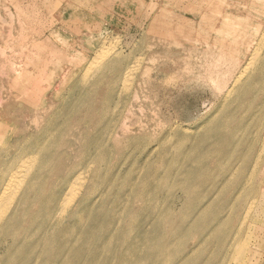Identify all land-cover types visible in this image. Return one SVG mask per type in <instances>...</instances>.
<instances>
[{"label": "rangeland", "instance_id": "obj_1", "mask_svg": "<svg viewBox=\"0 0 264 264\" xmlns=\"http://www.w3.org/2000/svg\"><path fill=\"white\" fill-rule=\"evenodd\" d=\"M106 54L117 58L110 70ZM261 54L264 0H0V135L7 132V149L14 151L22 142L36 149L44 132L58 134L37 181L45 196L36 195L33 217L17 230L19 245L10 237L0 245V264H222L224 254L225 264H264V125L261 144L242 137L239 149L208 135L231 109L237 113L222 125L223 135L261 125L264 91L252 104L245 97V89L263 83L251 74L264 66ZM246 66L249 75L234 86ZM242 120L245 126L234 129ZM214 143L217 149L207 155ZM249 147L258 150L242 165ZM194 152L201 160L190 162ZM85 164L84 188L68 213H53L51 221L52 202L69 191L67 178ZM182 172L191 178L187 187ZM230 176L239 177L237 185ZM243 181L249 198L241 202L235 194ZM200 219L207 226H197ZM30 230L39 246L25 242ZM46 238L51 246L44 249ZM168 243L165 255L171 256L163 262Z\"/></svg>", "mask_w": 264, "mask_h": 264}, {"label": "bare ground", "instance_id": "obj_2", "mask_svg": "<svg viewBox=\"0 0 264 264\" xmlns=\"http://www.w3.org/2000/svg\"><path fill=\"white\" fill-rule=\"evenodd\" d=\"M231 22V21H230ZM252 29L253 30H257L255 27H252ZM249 31V30H248ZM253 32V31H252ZM249 33V32H248ZM252 34V33H251ZM248 39V38H247ZM247 41V40H246ZM244 44V43H243ZM246 44V43H245ZM240 48H241V45H240ZM242 50H243V47L241 48ZM112 55V54H111ZM116 55H117V53H116ZM118 55H120L119 53H118ZM103 56V55H102ZM254 56H255V58L258 56V54H254ZM104 57V56H103ZM103 57H99L101 60H103L104 58ZM106 58H109V56H107V54H106V56H105ZM119 57V56H118ZM105 58V59H106ZM114 58V57H113ZM113 58H109V59H111V60H106L107 61V63L106 62H104V63H106V65H105V68L107 67V68H109V70H110V68L111 67H113L114 66V64L117 62V58H116V60L114 61L113 60ZM115 59V58H114ZM120 59V58H119ZM121 60V59H120ZM261 60H262V63L264 64V54H261ZM100 61V60H99ZM101 62V61H100ZM103 63V64H104ZM121 63V62H120ZM102 64V65H103ZM93 67V66H92ZM100 67H103V66H100ZM104 68V69H105ZM114 68V67H113ZM102 69V68H101ZM104 69H103V71H104ZM90 70H93V69H90ZM119 71V70H118ZM120 72V71H119ZM249 72H250V67L249 66H246L244 69H243V71L240 73V75L238 76V78L236 79V81H235V85L234 86H236L237 87V85L240 83V82H242V80H243V78L245 77V76H247V75H249ZM117 73V72H116ZM115 73V74H116ZM111 74V73H110ZM123 74H125V73H123ZM130 74H131V72H130ZM251 74L252 75H255V77H260V81L261 82H263V83H261V85L260 86H258V87H256V88H247V89H245V90H248L247 92H245V97H247V100L249 101V104L255 99V97L256 96H258V97H256V98H260L259 96V94H257L258 92L259 93H261V92H263L264 91V66L262 65L259 69H257V70H255V71H253L252 69H251ZM100 75V74H99ZM104 75V74H103ZM105 75H106V73H105ZM120 75V74H119ZM119 75H117V77L119 76ZM126 76V75H125ZM130 76V75H129ZM123 77V76H122ZM131 77V76H130ZM129 77V78H130ZM113 78H116V77H113ZM122 79V78H121ZM121 79L120 80H118V78H116V80H118V83L121 81ZM125 79V78H124ZM131 79V78H130ZM115 80V81H116ZM131 81V80H130ZM252 81H254V80H252ZM125 82V81H124ZM124 82H122V83H124ZM114 83V85L116 84V82H113ZM112 83V84H113ZM122 83H120V84H122ZM128 83V82H127ZM111 84V85H112ZM125 84V83H124ZM257 84H259V82H257V81H255L254 83H253V85H257ZM110 85V86H111ZM131 85V84H130ZM119 86H121V85H119ZM232 87V89L228 92V93H230V95L232 94V92H233V89H235V87ZM127 87V86H126ZM84 88V87H83ZM107 88V87H106ZM112 88V87H111ZM125 88V87H124ZM74 89H76V88H74ZM82 89V88H81ZM72 90V89H71ZM85 90H87L86 88H85ZM84 90V91H85ZM89 90V89H88ZM115 90V89H114ZM119 90V89H118ZM110 91V90H109ZM251 92V96H250V94H249V96H247L248 95V92ZM73 92V91H72ZM71 92V93H72ZM86 92H88V91H86ZM111 92V91H110ZM110 92H108V94L110 93ZM70 93V94H71ZM78 93V92H77ZM107 93V92H106ZM114 93V91L112 92V94ZM81 94V93H80ZM111 94V93H110ZM71 97H72V95H70ZM81 96V95H80ZM80 96H78V97H80ZM229 96V95H228ZM77 97V96H76ZM68 98H70V97H68ZM85 99H86V97H85ZM227 99V98H226ZM61 100H63L62 98H61ZM69 100V99H68ZM67 100V101H68ZM246 100V101H247ZM64 102L66 101V100H63ZM63 101H62V103H63ZM74 101V100H73ZM85 101H87V100H85ZM79 102V101H78ZM257 102V101H256ZM56 103V102H55ZM66 103H68V102H66ZM83 103V102H82ZM81 103V104H82ZM248 103V102H247ZM246 103V104H247ZM245 104V103H244ZM252 104V103H251ZM101 105H102V103H101ZM104 105V104H103ZM225 105H227V104H225ZM261 105V104H260ZM63 106H65V104L63 105ZM75 106H77L76 104H75ZM75 106L73 107L74 109H76L75 108ZM252 106V105H251ZM256 106V105H255ZM47 107V106H46ZM53 107V106H52ZM249 107H250V105H249ZM55 108V107H54ZM72 108V109H73ZM231 108V107H230ZM242 108V107H241ZM240 108V109H241ZM246 108V107H245ZM253 108V107H252ZM262 108V107H261ZM41 109V108H40ZM49 109V108H48ZM228 109V108H227ZM247 109V108H246ZM256 109V108H255ZM264 109V108H263ZM50 110V109H49ZM61 110V109H60ZM81 110V109H80ZM58 111V110H57ZM75 111V110H74ZM76 111H77V109H76ZM79 111V110H78ZM240 111V110H239ZM242 111H244V110H242ZM48 112V111H47ZM60 112H62V111H60ZM233 112V110L231 109V110H229L222 118H216L215 119V122H216V124L217 123H220L219 125H216L215 124V127L212 129V130H210L209 131V133H208V135H210V137H209V139H213V141L214 142H216V141H220L222 138H224L227 142H228V146H231L232 148H234V149H239V148H241V145L242 144H244L243 142H245V141H243V139H242V137H248V138H250V140L251 139H253V143L254 144H256V142L260 139H262V137L263 136H261V128H262V126L264 125V111L263 112H261V114L259 115V116H257V118H256V122H258V124H261V125H258V127H256V132H250V131H247V129L246 130H244V131H242V133H238V134H234L233 132H235V130L233 131V132H231V133H229L230 134V136L228 137V136H226V135H223V133H222V129H223V126L222 125H228L229 126V124H230V122H232L233 121V119H232V115H231V113ZM234 112H236V111H234ZM233 112V113H234ZM251 112V111H250ZM254 112V110L251 112V113H253ZM256 112V111H255ZM44 113H46V112H44ZM217 113V112H216ZM215 113V114H216ZM237 113V112H236ZM240 113V112H239ZM256 113H258V112H256ZM43 114V113H42ZM54 114V113H53ZM52 114V115H53ZM58 114V113H57ZM60 114V113H59ZM79 114V113H78ZM44 115V114H43ZM55 115V114H54ZM72 115H73V113H72ZM238 115V114H237ZM241 115H242V113H241ZM252 115V114H251ZM58 116V115H57ZM63 116H64V114H63ZM66 116V115H65ZM233 116H234V114H233ZM236 116V115H235ZM56 117V116H55ZM62 117V116H61ZM237 117V116H236ZM239 117V116H238ZM258 117H261V118H259V120H258ZM53 118V117H52ZM77 118V117H76ZM104 118V117H103ZM235 118V117H234ZM50 119V118H49ZM101 119V118H100ZM238 119V118H237ZM245 119H247L246 117H245ZM250 119V118H249ZM46 120V119H45ZM54 120V119H53ZM102 120V119H101ZM244 120V119H243ZM242 120V121H243ZM78 121H79V119H78ZM83 121V120H82ZM246 121V120H245ZM38 122H39V120H38ZM67 123V122H66ZM85 123V122H84ZM234 123V122H233ZM240 123H244V121L243 122H239V125H238V128H235L234 127V129H237L238 131L239 130H241L244 126H245V124H240ZM30 124V123H29ZM32 124V123H31ZM40 124V123H39ZM49 124V123H48ZM86 124V123H85ZM246 124H248L247 122H246ZM250 124V123H249ZM256 124V123H255ZM46 126V125H45ZM73 126V125H72ZM75 127V126H74ZM84 127V126H83ZM29 128V127H28ZM39 128V127H38ZM65 128V127H64ZM77 128V127H76ZM248 128V127H247ZM34 129V128H33ZM66 129L67 128H65V132H66ZM78 129V128H77ZM18 130V129H17ZM76 130V129H75ZM101 130V129H100ZM103 130V129H102ZM185 130H187V129H185ZM254 130V131H255ZM47 131V130H46ZM71 131V130H70ZM95 131V130H94ZM188 131H190V130H188ZM27 132V131H26ZM28 132H29V129H28ZM260 132V133H259ZM33 133V132H32ZM64 133V132H63ZM62 133V134H63ZM71 132H69L68 134H70ZM236 133V132H235ZM66 134V133H65ZM65 134H63L64 136H65ZM101 134V133H100ZM21 135V134H20ZM25 135V134H24ZM23 135V136H24ZM43 135H45L43 138H41V142L39 141H37V143L36 144H34L35 145V147H36V149H33V150H28V148H30L31 147V145H32V142H22V144L19 146V148L18 149H15L14 151H9L8 149H7V141H8V135H7V132H1V135H0V245L2 244V243H4V242H6V240L10 237L11 239H12V241L14 242V244H18L19 242V240L21 239V238H19L20 237V233L19 232H17V230H19V229H21L22 228V226L23 225H25L26 224V222H29L30 221V219L33 217L32 215H30L29 214V212L32 210V205L34 204V202H35V197H36V195L39 193V184H38V179L39 178H41L42 177V174H43V171H44V169L46 168V165H47V163H46V165H45V168H44V162H45V157H46V154H48L49 153V151H50V145H52L53 143H55V141L57 140V138H58V134H55L54 132H52V133H50V131H49V133H45L44 132V134ZM67 135V134H66ZM129 135V134H128ZM172 135V134H171ZM14 136V135H13ZM32 136V135H31ZM61 136V134H59V137ZM63 136V137H64ZM83 136V135H82ZM205 136V135H204ZM21 137V136H20ZM35 137V136H34ZM63 137H61V139L63 138ZM79 137V136H78ZM125 137V136H124ZM73 138V137H72ZM98 138V137H97ZM170 138V137H169ZM16 139V138H15ZM37 139V138H36ZM77 139V138H76ZM84 139V138H83ZM92 139V138H91ZM128 139H130V138H128ZM204 139V138H203ZM245 139V138H244ZM258 139V140H257ZM32 140V139H31ZM30 140V141H31ZM96 140V139H95ZM260 140L258 141V142H260ZM263 140V139H262ZM106 141H107V138H106ZM179 141V140H178ZM201 141H203V140H201ZM200 141V142H201ZM256 141V142H255ZM94 142H96V141H94ZM180 142V141H179ZM194 142V141H193ZM222 142V141H221ZM261 142H263V141H261ZM261 142H260V144H261ZM220 143V142H219ZM73 144H74V142H73ZM88 144V143H87ZM90 144H92V143H90ZM107 144H108V141H107ZM121 144H122V142H121ZM125 144V143H124ZM199 144H201V143H199ZM198 144V145H199ZM252 144V143H251ZM259 144V143H258ZM117 145H119V144H117ZM127 145V144H126ZM131 145V144H130ZM71 146V145H70ZM92 146V145H91ZM104 146V145H103ZM109 146H110V144H109ZM114 146V145H113ZM128 146V145H127ZM126 146V147H127ZM180 146H183V143L181 142L180 143ZM217 146L218 145H216V143H214V144H212L211 146H209V147H207L206 148V152H207V155H208V153H211V152H214L216 149H217ZM75 147H76V145H75ZM89 147V146H88ZM87 147V148H88ZM115 147V146H114ZM171 147L173 148V146L171 145ZM252 147V146H251ZM251 147H249L248 149H247V151H246V153H243L244 155L243 156H241V159L242 160H239V161H241V164L243 165L245 162H244V159L243 158H248L249 156H252L251 155V153L253 154V153H255L256 152V150H258V149H256V148H258V147H254V148H252L251 149ZM80 148V147H79ZM86 148V147H85ZM92 148H94V147H92ZM104 148V147H103ZM102 148V149H103ZM109 148V147H108ZM188 149H189V147H187ZM67 149V148H66ZM70 149V148H69ZM72 149V148H71ZM78 149V148H77ZM89 149V148H88ZM200 149V148H199ZM68 150V149H67ZM79 150V149H78ZM109 150V149H108ZM111 150V149H110ZM202 150V149H201ZM76 151V150H75ZM89 151V150H88ZM187 151H189V150H187ZM233 151V150H232ZM235 151V150H234ZM244 151V150H243ZM63 152V151H62ZM77 152V151H76ZM79 152V151H78ZM203 152V151H202ZM236 152V151H235ZM234 152V153H235ZM25 153H27V154H25ZM65 153V152H64ZM96 153L97 154H99L100 153V150H97L96 151ZM101 153H102V151H101ZM106 153V152H105ZM111 153V152H110ZM113 153H114V151H113ZM232 152L231 151H229V152H227V150H226V152L223 154V157H225V158H228L229 156H230V154H231ZM66 154V153H65ZM68 154V153H67ZM78 154V153H77ZM86 154V153H85ZM90 154V153H89ZM187 154V153H186ZM258 154V153H257ZM261 154H263V153H261L260 152V154H259V156L261 155ZM201 155V154H200ZM239 155V154H238ZM60 156V155H59ZM62 156H63V154H62ZM109 156V155H108ZM112 156V155H111ZM49 157V156H48ZM69 157V156H68ZM82 157V156H81ZM97 157V156H96ZM45 158V159H44ZM51 158V157H50ZM66 158V157H65ZM74 158V157H73ZM83 158H84V156H83ZM86 158H88V157H86ZM112 158V157H111ZM110 158V159H111ZM239 158H240V156H239ZM259 158V157H258ZM262 158V157H261ZM49 159V158H48ZM198 159H200V157H199V155L196 153V152H194V153H191V154H189L188 155V160L190 161V162H194V161H198ZM50 160V159H49ZM77 160V159H76ZM83 160V159H82ZM115 160V159H114ZM201 160V159H200ZM235 160V159H234ZM263 160H264V158H263ZM46 161H47V159H46ZM53 161V160H52ZM73 161V160H72ZM215 161V160H214ZM226 161V160H225ZM251 161V160H250ZM54 162V161H53ZM212 162V161H211ZM49 163H51V162H49ZM55 163V162H54ZM109 163V162H108ZM107 163V164H108ZM225 163V162H224ZM234 163H236V162H234ZM255 163H256V159H255ZM254 163V165H259V164H255ZM52 164V163H51ZM67 164V163H66ZM93 164V163H92ZM185 164V163H184ZM233 164V163H232ZM246 164V163H245ZM261 164V163H260ZM239 165H240V163H237L236 164V166H235V168H238L237 170H240L241 168H239ZM48 166V165H47ZM51 166V165H50ZM85 166H87L86 164L81 168V169H79V172H78V174L75 176V178H73L71 181H70V178H67L68 180L66 181V185L68 186V188H70L69 189V191L67 190V192H64L63 194L64 195H62V197L60 198V199H57L55 202L53 201L52 202V204H54V206H52V207H50L49 208V215H47L46 217L47 218H49V219H51V221H53L56 217H55V215L57 216V214H55V215H53V219H52V214L53 213H57V212H59V214L61 213L62 215L63 214H67L68 213V211H67V209H68V207H70L71 205H72V203H73V201H75V198L77 199V197H78V195L81 193V189H83L84 188V183H85V181L83 180V178H82V174L80 173L82 170H83V168L85 167ZM110 166V165H109ZM73 167V166H72ZM79 167V166H78ZM88 167V166H87ZM228 167H230V166H228ZM53 168V167H52ZM106 168H109V167H106ZM221 168V167H220ZM49 169H51V167L49 168ZM244 169V168H243ZM85 170V169H84ZM83 170V171H84ZM86 170H88V168L86 169ZM85 170V171H86ZM71 171V170H70ZM69 171V172H70ZM98 171V170H97ZM221 171V170H220ZM48 172H49V170H48ZM104 172H106V171H104ZM190 172V171H189ZM50 173H51V170H50ZM85 173V172H84ZM91 173V172H90ZM52 174V173H51ZM74 174V173H73ZM105 174H107V172L105 173ZM182 174H184V172H182ZM181 174V175H182ZM253 173H250V175H248V176H246V179H245V181H250V179H251V175H252ZM66 176L68 175V174H65ZM84 176H85V174H84ZM189 175H187V174H184L183 176H182V178H181V183L182 184H185L186 183V181H187V177H188ZM45 177H46V175H45ZM53 177H55V176H53ZM86 177V176H85ZM261 178V177H260ZM63 179V178H62ZM89 179H90V177H89ZM92 179H93V177H92ZM191 178L189 177V180H190ZM230 182H229V180H227L230 184L231 183H235L236 185L238 184V180H239V177L237 178L236 176H230ZM263 179V178H262ZM46 180V179H45ZM189 180L187 181V183L184 185L185 187H187V186H189ZM225 180V179H224ZM57 181V180H56ZM62 181V180H61ZM63 181H65V180H63ZM194 181V180H193ZM41 182V181H40ZM108 182V181H107ZM168 182V181H167ZM218 182H219V180H218ZM244 182V181H243ZM58 183H59V181H58ZM61 183V182H60ZM222 183V182H221ZM245 183V182H244ZM62 185H63V183H61ZM106 184V183H105ZM112 184V183H111ZM224 184V183H223ZM222 184V185H223ZM228 184V183H227ZM41 185V184H40ZM112 185H114V184H112ZM112 185H109L110 186V189H111V186ZM192 185V184H191ZM225 185V184H224ZM246 185H248V183L246 182L245 184H243L242 186H241V188H240V190L238 191V192H236V194H235V200H240L241 202H244V201H247V199L249 198V194L246 192V191H244L245 189L244 188H242V187H245ZM42 186V185H41ZM197 187V184L195 183V186L193 187V188H196ZM227 187V186H226ZM216 188V187H215ZM221 188V187H220ZM52 189V188H51ZM186 189V188H185ZM63 190V189H62ZM106 190V189H105ZM109 190V189H108ZM107 190V191H108ZM119 190V189H118ZM216 190H218V189H216ZM43 190H41V193H39L40 195L43 193L42 192ZM106 191V192H107ZM111 191V190H110ZM219 191V190H218ZM51 192V191H50ZM57 192V191H56ZM55 192V193H56ZM127 194V193H126ZM214 194V193H213ZM100 195V194H99ZM116 195V194H115ZM41 196H45V195H41ZM64 196H65V198H64ZM124 196V195H123ZM126 196V195H125ZM124 196V197H125ZM130 196V195H129ZM38 197V196H37ZM40 197V196H39ZM47 197V196H46ZM97 197V196H96ZM121 197V196H120ZM132 197V196H131ZM212 197V196H211ZM122 198V197H121ZM127 198V197H126ZM114 199V198H113ZM129 199V198H128ZM127 199V200H128ZM39 201V200H38ZM91 201H92V199H91ZM233 201H234V199H233ZM129 202V201H128ZM151 202V201H150ZM212 202V201H211ZM45 203V202H44ZM90 203H92V202H90ZM111 203V202H110ZM63 204V205H62ZM103 204V203H102ZM125 204V203H124ZM128 204V203H127ZM133 204V203H132ZM39 205V204H38ZM60 205H62V206H60ZM124 206V205H123ZM122 206V207H123ZM230 206V205H229ZM228 206V207H229ZM205 207V206H204ZM204 207H203V210L204 211H206L209 207H207V208H205L204 209ZM44 208V207H43ZM91 208H92V206H91ZM96 208H98V207H96ZM128 208V207H127ZM45 209V208H44ZM44 209H42V210H44ZM83 210V209H82ZM202 210V209H201ZM226 210V209H225ZM230 211H232V207H230V209H229ZM39 211V210H38ZM37 211V212H38ZM81 211V210H80ZM126 211V210H125ZM35 212V211H34ZM33 212V213H34ZM40 212H41V210H40ZM39 212V213H40ZM123 211H121V213H122ZM130 212V211H129ZM225 212V211H224ZM233 212V211H232ZM120 213V214H121ZM127 213V212H126ZM163 213V212H162ZM229 213V212H228ZM227 213V214H228ZM77 214V212H75V213H73L71 216H74V215H76ZM123 214V213H122ZM145 214V213H144ZM230 214H231V212H230ZM40 215H41V213H40ZM62 215H59V216H62ZM141 215V214H140ZM163 215V214H162ZM35 216V215H34ZM87 216H88V214H87ZM193 216V215H192ZM40 217H42V216H40ZM39 217V218H40ZM44 217V216H43ZM143 217V216H142ZM166 217H167V215H166ZM37 218V217H36ZM58 218V217H57ZM62 218V217H61ZM63 218H65V217H63ZM98 218V217H97ZM153 218V217H152ZM152 218H151V220H152ZM161 218V217H160ZM198 219H199V217H197ZM42 219V218H41ZM81 219V218H80ZM88 219V218H87ZM107 219V218H106ZM150 219V218H149ZM57 221H59V219H56ZM142 220V219H141ZM86 221V220H85ZM107 221V220H106ZM43 222V221H42ZM64 222V221H63ZM119 221H117L116 223H118ZM189 222V221H188ZM187 222V223H188ZM67 223V221L65 222V224ZM122 223V222H121ZM120 222H119V224H121ZM138 223V222H137ZM141 223V222H140ZM144 223V222H143ZM150 223H152V221L150 222ZM221 223V222H220ZM219 223V224H220ZM45 224V223H44ZM60 224H61V222H60ZM64 224V223H63ZM86 224V223H85ZM84 224V225H85ZM142 224V223H141ZM160 224V223H159ZM41 225V224H40ZM115 225H117V224H115ZM122 225V224H121ZM137 225V224H136ZM140 225V224H139ZM214 225V224H213ZM53 226H54V224H53ZM86 227H87V225H85ZM114 226V225H113ZM158 226H161V224L160 225H158L157 224V227ZM197 226H207V224L205 223V220H202V219H200V220H198V225ZM84 227V226H83ZM118 227V226H117ZM119 227H121V226H119ZM122 227H123V225H122ZM190 227V226H189ZM108 228V227H107ZM115 228V227H114ZM133 228H136V227H133ZM27 229V228H26ZM44 229H46V228H44ZM84 229V228H83ZM138 229V228H137ZM158 229V228H157ZM186 229V228H185ZM212 229V228H211ZM28 230H29V228H28ZM86 230V229H85ZM96 230V229H95ZM146 230H148V229H146ZM183 230V229H182ZM187 230V229H186ZM210 230V229H209ZM208 230V231H209ZM213 230V229H212ZM145 231V230H144ZM162 231H164V230H162ZM41 232V231H40ZM118 232H119V230H118ZM126 232V231H125ZM124 232V233H125ZM147 232V231H146ZM145 232V233H146ZM157 233L159 232V231H156ZM188 231H185V233H187ZM192 232V231H191ZM19 233V234H18ZM120 233V232H119ZM119 233H117V235L119 234ZM148 233V232H147ZM163 233V232H162ZM206 233V232H205ZM18 234V235H17ZM26 240H25V242L26 243H28V244H32V243H36V246H39V244L41 243V240H38V241H36L37 240V235H38V233L37 232H35V231H33V230H30V231H27L26 233ZM24 234V235H25ZM46 234H48V233H46ZM166 234V233H165ZM188 234V233H187ZM23 235V236H24ZM42 235V234H41ZM40 235V236H41ZM125 235V234H124ZM148 235H149V233H148ZM178 235H180V234H178ZM183 235V234H182ZM139 236V235H138ZM157 236V235H156ZM162 236V235H161ZM110 237V236H109ZM108 237V238H109ZM119 237V236H118ZM122 237V236H121ZM136 237V236H135ZM143 237V236H142ZM147 237V236H146ZM153 237H154V235H153ZM158 237V236H157ZM156 237V238H157ZM165 237H166V235H165ZM184 237H186V236H184ZM207 237V236H206ZM131 238V237H130ZM152 238V237H151ZM150 238V239H151ZM155 238V239H156ZM162 238H164L163 236H162ZM170 238H172V237H170ZM213 238V237H212ZM211 238V239H212ZM23 239V238H22ZM43 239H44V237H43ZM68 239H71V241H73V239H74V237H68L66 240H68ZM149 239V238H148ZM154 239V238H153ZM161 239V238H160ZM179 239V238H178ZM182 239V238H181ZM214 239V238H213ZM212 239V240H213ZM131 240H133V239H131ZM172 240V239H171ZM180 240V239H179ZM178 240V241H179ZM116 241V240H115ZM174 241H175V239H174ZM211 241V240H210ZM121 242V241H120ZM141 242V241H140ZM153 242V241H152ZM202 242V241H201ZM213 242H214V240H213ZM223 242V241H222ZM9 243V242H8ZM42 245H43V247H44V249H46V248H49L51 245H50V238H46L45 240H43L42 241ZM179 243V242H178ZM212 243V242H211ZM215 243V242H214ZM218 244H219V242H217ZM170 243H168V244H165V246L163 247V251H161V252H163V255L161 256V258H163L164 259V261L163 262H166L169 258H170V256H166L165 255V251H166V249H168V245H169ZM172 244H173V242H172ZM202 244H203V242H202ZM19 245V244H18ZM41 245V246H42ZM120 245V244H119ZM118 244H117V246H119ZM195 245V244H194ZM204 245V244H203ZM215 245H217V244H215ZM8 246V245H7ZM29 246H32V245H29ZM57 246V245H56ZM55 246V247H56ZM95 246V245H94ZM116 246V247H117ZM144 246V245H143ZM160 246V245H159ZM158 246V247H159ZM170 246V245H169ZM173 246V245H172ZM176 246V245H175ZM211 246H212V244H211ZM210 246V247H211ZM16 247V246H15ZM19 246H17L15 249H17ZM82 247V246H81ZM115 247V249H117ZM161 247V246H160ZM227 247V246H226ZM225 247V248H226ZM10 248V247H9ZM11 248H13V247H11ZM57 248V247H56ZM197 248V247H196ZM214 248V247H213ZM216 248H217V246H216ZM225 248H224V250H225ZM14 249V250H15ZM24 249V248H23ZM26 249V248H25ZM27 249H28V247H27ZM82 249V248H81ZM80 249V250H81ZM3 250V249H2ZM54 250V249H53ZM52 250V251H53ZM141 250V249H140ZM156 250H158V249H156ZM155 250V251H156ZM160 250V249H159ZM158 250V251H159ZM189 250V249H188ZM1 251V250H0ZM28 251V250H27ZM117 251H118V249H117ZM127 251V250H126ZM142 251V250H141ZM154 251V252H155ZM192 251V250H191ZM213 251V250H212ZM7 252V251H6ZM80 252V251H79ZM160 251H159V253H161ZM172 252V251H171ZM15 253V252H14ZM53 253V252H52ZM1 254V253H0ZM138 254H139V252H138ZM170 254V253H169ZM190 254V253H189ZM192 254H194V253H192ZM212 254H213V252H211V255L210 256H212ZM228 254V253H227ZM13 255V254H12ZM50 254H47V255H45L44 257H40L41 259H44V258H47L48 256H49ZM82 255V254H81ZM148 255V254H147ZM225 256H224V260H226V257L228 256V255H226V254H224ZM54 256V255H53ZM144 256V255H143ZM146 256V255H145ZM152 256H154V255H152ZM157 256H158V254H157ZM183 256V255H182ZM188 256V255H187ZM193 256V255H192ZM221 256V255H220ZM139 257V256H138ZM160 257V256H159ZM185 258H186V255L184 256ZM20 258V257H19ZM23 258V257H22ZM39 258V257H38ZM38 258L36 259V260H38ZM103 258V257H102ZM115 258V257H114ZM133 258V257H132ZM158 258V257H157ZM157 258H155V259H157ZM183 258V257H182ZM190 258V257H189ZM221 258H222V256H221ZM0 259L2 260L3 259V256H0ZM147 259V258H146ZM5 260H6V258H5ZM90 260V259H89ZM115 260V259H114ZM136 260H138L137 258H136ZM144 260V259H143ZM151 260V259H150ZM180 260V259H179ZM218 260V259H217ZM220 260H222V259H220ZM224 260L223 261H221V262H223L222 264H225V262H224ZM15 261H16V259H15ZM14 261V262H15ZM18 261V260H17ZM45 261H48L49 262V260H45ZM101 261V260H100ZM112 261V260H111ZM110 261V262H111ZM145 261V260H144ZM143 261V262H144ZM154 261V260H153ZM181 261V260H180ZM6 262V261H5ZM4 262V263H5ZM33 262V261H32ZM34 262H37V261H34ZM33 262V263H34ZM103 262V261H102ZM109 262V263H110ZM114 262V261H113ZM124 262V261H123ZM162 262V261H161ZM182 262V261H181ZM185 262V261H184ZM217 262V261H216ZM108 263V264H109ZM141 263H142V261H141ZM154 264H155V262H153ZM152 263V264H153ZM177 263V262H176ZM175 263V264H176ZM218 263V262H217ZM25 264V263H24ZM112 264H114V263H112ZM148 264V263H147Z\"/></svg>", "mask_w": 264, "mask_h": 264}]
</instances>
